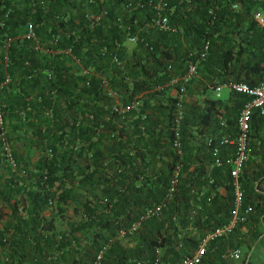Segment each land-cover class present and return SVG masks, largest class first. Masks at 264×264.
<instances>
[{"label":"trees","instance_id":"1","mask_svg":"<svg viewBox=\"0 0 264 264\" xmlns=\"http://www.w3.org/2000/svg\"><path fill=\"white\" fill-rule=\"evenodd\" d=\"M25 1L28 4L20 15L10 12L12 4L0 8V133L4 130L0 168L5 164L3 138L18 163L17 169L9 168L0 188V201L9 208L0 227V264H90L101 249L96 264H135L137 259L152 264L160 247L164 248L163 264L191 254L204 234L226 222L231 213L228 166L213 163L211 147L221 135L234 134L235 116L248 95L230 91L224 99L211 91L228 80L254 84L264 76V25L256 19L258 12L264 15V0H170L175 4L171 21L180 31L151 30V48L138 43L131 51L125 50L122 67L98 53L102 43L124 37L112 21L114 14H124L122 0H115L108 18L95 26L82 18L65 21L62 16L69 9L72 15L75 5L79 11L74 15L79 18L81 14L74 0ZM130 14L129 20L142 16L141 11ZM28 19L39 23L37 30L47 41L52 32H62L55 45H46L72 44V52L83 64L92 63L106 75L115 96L106 94L98 76L81 74L69 54L51 58L34 49L31 40L21 35ZM76 27L75 40L72 31ZM205 40L209 49L199 59ZM189 59L197 61L196 71L206 81L197 80L200 98L183 101L178 151L172 145L178 92L168 81L173 74L186 71ZM47 63L55 73L53 81L41 72L27 76L34 67ZM6 74L10 80L17 78L13 100L6 94L10 82H4ZM193 79L196 75L187 84L191 95ZM51 86L56 88L54 97L49 93ZM136 96L142 101L140 107L123 118L112 109L115 102L127 104ZM8 98L13 101L11 107ZM53 102V116H46ZM62 102L64 107L59 106ZM7 115L12 120L10 132ZM250 117L255 147L249 150L252 157L245 163L240 183L243 204H251L252 211L228 237L211 240L198 264H228L223 257L229 245L236 247L244 241L233 239L242 226L250 243L241 264H264L252 257L255 247L264 242V117L257 109ZM207 137H211L209 144ZM16 143L21 149L16 150ZM29 149L34 150L29 153ZM256 159L258 169L252 177L257 182L248 183L246 167H252ZM158 205L156 213L146 214ZM4 215L0 210V218ZM56 221L67 224L57 229ZM136 221V230L127 233ZM122 231L126 233L121 236ZM125 237L133 241L131 246L124 244Z\"/></svg>","mask_w":264,"mask_h":264},{"label":"built area","instance_id":"2","mask_svg":"<svg viewBox=\"0 0 264 264\" xmlns=\"http://www.w3.org/2000/svg\"><path fill=\"white\" fill-rule=\"evenodd\" d=\"M77 4L80 5L81 14L79 18L74 15V11L76 12L79 9L77 6L72 7V15H70L71 10L69 9L65 15H61L65 21L71 17V19L76 22H79V19H83L88 22V24L95 26L101 25L105 19L108 18L109 10L114 6V1H105L104 0H74ZM34 3V0H33ZM32 3V5H33ZM94 5L91 7L90 5ZM121 10L122 13H116L112 17V21L114 24L119 26L122 31L125 33L123 39H119L117 37H113L112 40H108L102 43L99 47L100 55H107L109 59L114 65L118 67H122V54L125 50L131 51L134 47L137 46L138 43L144 44L151 48L150 40L148 34L151 30H162V31H171V32H179L180 26L171 21V12L175 8V4H171L170 0H122L121 1ZM131 11H141V17H135L132 20L130 19ZM8 14V10L7 13ZM59 18V17H58ZM256 19L260 25H264V15L262 12H258L256 14ZM130 21V23H129ZM39 23L28 19L25 26L23 27V31L21 33L22 36L31 40L32 47L41 52L48 54L51 58L59 53H67L72 59V62L79 66V70L81 74L91 75L94 74L98 76L102 82L104 91L107 95L115 96V91L108 86V79L105 74L98 72L94 69V65L92 63L85 65L83 64L81 58L74 52H72V44L54 47L53 45H46L48 42L52 44H56L58 42L59 34L62 33L52 32L51 38L49 41L42 37L41 31L37 30ZM78 27L74 28L72 33H74V39L78 37L77 35ZM70 34V33H69ZM5 47L8 46V41H5ZM209 49V41H203V45L198 50V58L203 59L207 55V50ZM95 54L94 56L98 57L99 54ZM5 65L8 64L7 54L4 56ZM50 63V62H48ZM36 66L33 68L32 72L27 76L31 77L36 73H43L47 80H54L55 73L53 68L48 65ZM197 61H193L189 59L186 71L181 74H173L168 83L170 85H174L175 89L178 92V101L176 104V112L174 115V133L172 135V145L180 151L181 149V140H180V130L179 125L181 123L183 117V101L186 99L187 94V84L191 81L193 76L197 74L196 71ZM167 68H172V63L169 62L167 64ZM10 81V75L6 74L4 78V82ZM84 84L88 83V80L85 79L83 81ZM166 83H162L157 85V87L162 88ZM2 83L0 84V87ZM222 87L228 88L229 91L243 92L248 95L247 100L244 104L239 108L236 116H235V131L234 134L227 133L223 134L218 138L216 144L211 147V155L213 156V163L216 166L227 165L228 173L231 178L232 189H233V202L231 213L226 222L215 225L211 227L201 238L195 250L188 255L181 256L176 259L173 264H198L201 262L207 246L209 242L213 239H217L219 237H228L238 223L243 222L247 219L249 214L252 211L251 204H243V189L240 183V175L243 172L245 163L249 157L250 150V131H251V113L254 109L258 110V113L264 117V76L261 77L254 84H249L245 80H228L223 83L217 84L213 89L215 91H219ZM212 89V91H213ZM50 95L53 97L56 94V88L51 86L49 89ZM218 95V93H217ZM63 101V100H62ZM142 101L136 96L132 98L127 104L115 102L112 106V109L116 111L122 118L126 115V113L132 109H137L140 107ZM53 105L48 106L44 112L46 116H53ZM60 107H64L65 103L62 102ZM29 109V106L27 107ZM21 115H24V110L19 112ZM92 116V113H89ZM144 117V114H143ZM223 118H221V123L223 122ZM0 125H2V116L0 112ZM2 137L4 136V130L0 133ZM211 141V137L206 138V143L209 144ZM228 147V150H227ZM230 147V149H229ZM224 149V151L222 150ZM2 150L4 155V160L7 161L12 169L18 168V163L15 160L13 152L11 150V146L9 142H7L4 138L2 141ZM222 152L224 155H221ZM21 173H24V169H20ZM178 173V167L174 172V177L172 179V183L176 180V174ZM170 188V192L171 193ZM160 205L156 208H149L146 211V214L156 213L159 209ZM139 225V222H134L126 231L127 233H133L136 230V227ZM122 231L119 235H124L126 233ZM102 253V249L98 252L95 260L91 261L90 264H96L97 260L100 258ZM162 253L159 252V248L156 250V255L152 260V264H163ZM226 256H228L232 261L239 260V264L244 257V253L241 251L239 246L233 247L226 252ZM135 264H143L141 259H137L134 261Z\"/></svg>","mask_w":264,"mask_h":264},{"label":"crops","instance_id":"3","mask_svg":"<svg viewBox=\"0 0 264 264\" xmlns=\"http://www.w3.org/2000/svg\"><path fill=\"white\" fill-rule=\"evenodd\" d=\"M0 2H1L0 3V8H3L5 6H7V4H12V5H10L11 7H9V10H10L11 13H16V15H20L25 10L26 5L28 4V2H26L25 0H0ZM12 16L15 17V15H12ZM200 74H201V72L197 73L196 74V79H193L192 87H191L192 95L189 94L188 91H187L186 99L193 100V99H196V98H200L201 95H199V94L201 93L202 88L200 87V83L197 82V80L202 79V80L206 81ZM13 78L10 80L9 86L6 89V94L8 96H10L9 98H11V100H13V97L15 96V94L17 92V82H16L17 78L16 79H13ZM223 88L224 87H222L219 91H215L213 89V91H211V93L216 95V96H220V97H222L224 99H227L228 96L230 95V91L227 88V91H225L223 94H221V91H222ZM217 93H218V95H217ZM12 95H13V97H12ZM9 98H8V102L7 103L9 104V107H11L13 105V101L10 103L9 102ZM6 120H7L6 121V128L10 132L11 130H9V129L12 128L11 116H8ZM15 125H17V126L18 125H22V123L17 122V123H15ZM19 149H21V146H19V144L16 143V150H19ZM33 150L34 149H29V153H30V151L32 152ZM4 166L2 168H0V188H2L3 185L5 184L8 176H9L8 175V170H9V168H11L7 161H5ZM257 169H258L257 165H254V166L248 167V168L246 167V175L245 176H246V180H248L247 181L248 183H249V181H252V182L254 181L255 183L257 182L252 177L253 173ZM261 186L264 187V179L262 180ZM0 210L5 213L4 217L0 218V227L2 228L4 226V221L6 220V218L8 216L7 212L9 211V208L5 204H3L2 201H0ZM66 224L67 223H64V222H63V224H59V222L56 221V228L59 229V228L65 227ZM234 233H235L234 238H233L234 240H236V239L240 240L241 238L244 239V241L241 243L242 245L240 244L239 247H240L241 251L243 253H245V251L248 249V244L250 243L249 234H248L246 228L244 226H242L240 231L236 230V232H234ZM123 242H124V238H123ZM132 244H133V241H130V243L127 246H131ZM253 246H255V243L253 244ZM163 250H164L163 247L159 248V252L162 253ZM252 254H253L252 255L253 259L257 260L258 262L263 261L264 260V242L260 246H258V247L256 246L255 250H254V252ZM223 258L227 259L228 264H239L236 261H232L228 256H224Z\"/></svg>","mask_w":264,"mask_h":264},{"label":"rangeland","instance_id":"4","mask_svg":"<svg viewBox=\"0 0 264 264\" xmlns=\"http://www.w3.org/2000/svg\"><path fill=\"white\" fill-rule=\"evenodd\" d=\"M225 91H227V88L224 87V88L222 89V91H221V94H223ZM253 147H255V144H254V142H253V139H251L250 149L253 148ZM250 152H251V151H250ZM249 156L252 157V155H250V153H249ZM256 162H257V159H256V161L254 160V162H253V166H254V165H257ZM248 164H249V161H248ZM59 224H62V221H59ZM130 241H131V240H130L129 237H125V238H124V243H125V245H128V244L130 243ZM241 245H242V244H241ZM233 247H234V246L229 245V246L227 247V249L229 250V249H231V248H233ZM244 247H245V246H244ZM228 250H227V251H228ZM236 262L239 263V260H236Z\"/></svg>","mask_w":264,"mask_h":264}]
</instances>
